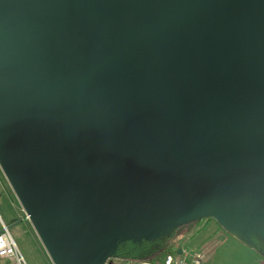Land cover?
Here are the masks:
<instances>
[{
    "label": "water",
    "instance_id": "95a60500",
    "mask_svg": "<svg viewBox=\"0 0 264 264\" xmlns=\"http://www.w3.org/2000/svg\"><path fill=\"white\" fill-rule=\"evenodd\" d=\"M0 170L52 264L264 243V0H0Z\"/></svg>",
    "mask_w": 264,
    "mask_h": 264
},
{
    "label": "rangeland",
    "instance_id": "374dc122",
    "mask_svg": "<svg viewBox=\"0 0 264 264\" xmlns=\"http://www.w3.org/2000/svg\"><path fill=\"white\" fill-rule=\"evenodd\" d=\"M0 217L9 227V232L27 264H52L1 171ZM16 222L19 223L15 224ZM198 226L199 232L183 244L182 249H207L204 264H258L257 259L264 256V253L226 234L213 220L203 218Z\"/></svg>",
    "mask_w": 264,
    "mask_h": 264
},
{
    "label": "trees",
    "instance_id": "16d2710c",
    "mask_svg": "<svg viewBox=\"0 0 264 264\" xmlns=\"http://www.w3.org/2000/svg\"><path fill=\"white\" fill-rule=\"evenodd\" d=\"M199 222L178 227L165 237L153 241H142L139 244L129 241L121 242L116 247L114 259L109 260L107 264H140L141 260L155 263L166 255L177 254V251L182 249V245L195 235ZM254 244V250L262 251L264 243L254 240Z\"/></svg>",
    "mask_w": 264,
    "mask_h": 264
},
{
    "label": "built area",
    "instance_id": "2783aa9c",
    "mask_svg": "<svg viewBox=\"0 0 264 264\" xmlns=\"http://www.w3.org/2000/svg\"><path fill=\"white\" fill-rule=\"evenodd\" d=\"M207 249L184 250L180 254L164 256L162 264H204L207 258ZM140 264H153L149 260H141ZM0 264H27L20 253L17 244L9 232V227L0 217Z\"/></svg>",
    "mask_w": 264,
    "mask_h": 264
},
{
    "label": "crops",
    "instance_id": "0c3cea01",
    "mask_svg": "<svg viewBox=\"0 0 264 264\" xmlns=\"http://www.w3.org/2000/svg\"><path fill=\"white\" fill-rule=\"evenodd\" d=\"M199 227H200V226L197 227L195 235L199 232V229H200ZM195 235H194V236H195ZM194 236H193V237H194ZM193 237H192V238H193ZM226 240H227V239H226ZM226 240H225V243H226ZM233 240H234V239H233ZM251 250H252V249H251ZM212 256H213V255H212ZM257 256H258V255H257ZM209 260H210V259H209ZM257 260L259 261L258 264H264V258H258ZM153 264H162V260L160 259V261H157V262H155V263H153Z\"/></svg>",
    "mask_w": 264,
    "mask_h": 264
},
{
    "label": "flooded vegetation",
    "instance_id": "af4514ba",
    "mask_svg": "<svg viewBox=\"0 0 264 264\" xmlns=\"http://www.w3.org/2000/svg\"><path fill=\"white\" fill-rule=\"evenodd\" d=\"M1 171V170H0ZM2 173V172H1ZM264 247V246H263ZM263 247L261 248V246H260V248L262 249V251H263ZM264 252V251H263Z\"/></svg>",
    "mask_w": 264,
    "mask_h": 264
}]
</instances>
